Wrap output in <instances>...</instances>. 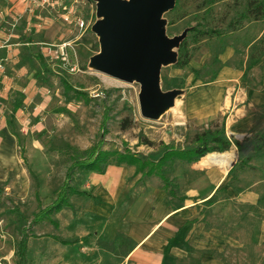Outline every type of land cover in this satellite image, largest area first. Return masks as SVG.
Wrapping results in <instances>:
<instances>
[{
    "label": "rangeland",
    "instance_id": "374dc122",
    "mask_svg": "<svg viewBox=\"0 0 264 264\" xmlns=\"http://www.w3.org/2000/svg\"><path fill=\"white\" fill-rule=\"evenodd\" d=\"M31 1L32 11L51 18L60 30V39L52 45L68 44V62L75 70L50 58L51 63L44 62L50 65V75L35 83L25 99L12 90L0 100V264H17L18 242L23 233L32 232L37 213L59 195L71 156L81 155L100 139L104 109L108 119L101 149L151 160H157L166 145L190 146L195 133L217 129L222 121L225 135L237 141L264 127V57L252 59L251 46H246L264 35V21L244 23L222 45L215 40L191 45L192 56L184 68L173 65L176 46L172 47L173 58L163 61L159 72V87L171 102L149 118L143 115L137 80L125 82L98 71L97 56L104 51L95 27L103 18L96 0ZM196 4L197 0H180L178 9L162 11L160 31L168 38L184 30L187 34L195 24ZM232 6V0L216 5L211 25H223L219 21L232 15ZM2 27L14 30L8 22ZM60 77L72 90L64 89ZM239 94L247 98L239 102ZM15 108L22 112L13 114ZM227 151L235 152V146ZM236 161L223 174L202 159L194 164L173 160L164 170L175 197L158 176H142L128 165H109L122 167L124 191L134 195L138 219L152 221L183 206L171 220L175 232H159V240L170 241L168 264H264V151L227 176ZM90 174L75 168L69 185L81 189ZM68 193L64 202L71 198ZM208 194L211 203L203 199ZM46 226L43 231L49 229Z\"/></svg>",
    "mask_w": 264,
    "mask_h": 264
},
{
    "label": "crops",
    "instance_id": "0c3cea01",
    "mask_svg": "<svg viewBox=\"0 0 264 264\" xmlns=\"http://www.w3.org/2000/svg\"><path fill=\"white\" fill-rule=\"evenodd\" d=\"M32 6L31 0H0V100L7 99L12 90L25 99L35 83L50 75V65L45 63L51 60L45 45L60 39V30L51 18L32 11ZM6 22L14 30L2 27ZM18 83L21 86L17 88ZM246 95H236L235 99L242 102ZM18 112L22 111L15 108L13 114ZM8 136L13 138V134ZM235 152H228L233 154L232 163L237 158ZM122 170L109 165L103 173L90 172L86 185L78 189L100 202L68 193V201L34 220L32 232L26 234L25 264H168L170 241L159 240V232H175L171 220L183 206L152 221L138 219L135 197L124 191ZM51 214L53 217H48ZM47 223L49 229L43 231ZM118 235L127 240L122 243Z\"/></svg>",
    "mask_w": 264,
    "mask_h": 264
},
{
    "label": "trees",
    "instance_id": "16d2710c",
    "mask_svg": "<svg viewBox=\"0 0 264 264\" xmlns=\"http://www.w3.org/2000/svg\"><path fill=\"white\" fill-rule=\"evenodd\" d=\"M226 1L227 0H197L195 10L193 11L195 24L189 27L187 34L181 39L176 48V59L173 63L175 67L184 68L188 65L192 56L191 45H195L201 40H215L222 45L225 38L238 33L244 26V23L264 21V0H232V15L230 17L226 14L222 16L219 22L223 25H211L213 22L209 18L213 16L212 14L215 6ZM179 7L180 0H175L174 6L170 10H175ZM184 16V14L181 15L182 18ZM246 46H251L253 51L251 55L252 59L256 60L264 57V35H261L258 39L254 38L249 40ZM216 59L217 56L213 55L212 61ZM193 72L196 75L199 74L198 70H194ZM215 76L216 72L213 73L209 81H212ZM60 80L66 91L72 90L71 85L66 82L64 77H60ZM107 114L108 110L104 109L101 122V136L98 142L89 150L82 151L81 155L71 156V163L66 169L64 182L59 195L50 206L41 209L34 217V220H37L46 214L51 208L59 207L64 203V195L68 191L69 193H74L79 196L91 197L97 202H100L97 197L91 196L88 192L79 191L69 185L72 171L75 168H80L86 172L103 173L105 167L109 164H125L132 166L134 167V173H140L142 176L146 177L152 175L158 176L163 181L164 187L167 188L168 194L171 197H175V189L169 187L171 183L165 175L166 173L164 170L166 165L173 160L179 159L188 164L196 161L200 162V160L208 153H223L233 144L237 151V161L227 172V176H230L236 168H244L255 156H258L264 151V127L259 131L254 132L250 137H247L242 141H237L231 140L225 135V125L223 121L217 129L207 128L201 132L195 133L193 135L192 143L188 147L175 148L171 145L164 146L163 152L157 160H151L130 152L120 153L118 151H105L101 149V146L103 144L102 138L106 132L105 122L108 119ZM125 127L126 125H123L122 128ZM221 188L222 186L217 188L214 192H217ZM186 198L187 197H180V200L182 201ZM211 200L212 196L207 199V202L211 203ZM118 236L122 243L127 240L123 235ZM26 237V233H23L18 242L16 249L17 264H25Z\"/></svg>",
    "mask_w": 264,
    "mask_h": 264
},
{
    "label": "water",
    "instance_id": "95a60500",
    "mask_svg": "<svg viewBox=\"0 0 264 264\" xmlns=\"http://www.w3.org/2000/svg\"><path fill=\"white\" fill-rule=\"evenodd\" d=\"M103 18L96 23L103 53L97 56L98 71L115 79L141 84L143 115L152 118L170 101L159 87L161 63L173 58L181 34L168 38L160 31V14L174 6V0H96ZM176 59L173 58V63ZM171 102V101H170Z\"/></svg>",
    "mask_w": 264,
    "mask_h": 264
},
{
    "label": "built area",
    "instance_id": "2783aa9c",
    "mask_svg": "<svg viewBox=\"0 0 264 264\" xmlns=\"http://www.w3.org/2000/svg\"><path fill=\"white\" fill-rule=\"evenodd\" d=\"M80 27L82 26V23L79 22L78 24ZM67 46L68 44L60 43L58 45H48L46 47L47 53L50 55V58H52L55 61H58L60 64L65 65L69 68L70 71L75 70V65H71L68 62V53H67ZM1 68V66H0ZM0 227H1V220H0ZM3 238L1 228H0V240Z\"/></svg>",
    "mask_w": 264,
    "mask_h": 264
},
{
    "label": "bare ground",
    "instance_id": "6f19581e",
    "mask_svg": "<svg viewBox=\"0 0 264 264\" xmlns=\"http://www.w3.org/2000/svg\"><path fill=\"white\" fill-rule=\"evenodd\" d=\"M233 154L231 153H208L202 161L207 166H216L223 174L232 163Z\"/></svg>",
    "mask_w": 264,
    "mask_h": 264
}]
</instances>
